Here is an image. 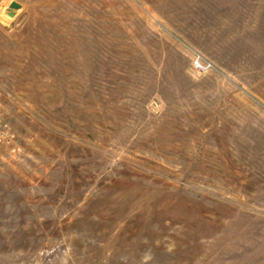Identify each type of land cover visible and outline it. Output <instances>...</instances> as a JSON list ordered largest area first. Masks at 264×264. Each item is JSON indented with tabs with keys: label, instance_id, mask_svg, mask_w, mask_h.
<instances>
[{
	"label": "rangeland",
	"instance_id": "374dc122",
	"mask_svg": "<svg viewBox=\"0 0 264 264\" xmlns=\"http://www.w3.org/2000/svg\"><path fill=\"white\" fill-rule=\"evenodd\" d=\"M0 264H264V0H0Z\"/></svg>",
	"mask_w": 264,
	"mask_h": 264
},
{
	"label": "trees",
	"instance_id": "16d2710c",
	"mask_svg": "<svg viewBox=\"0 0 264 264\" xmlns=\"http://www.w3.org/2000/svg\"><path fill=\"white\" fill-rule=\"evenodd\" d=\"M41 65H43V66H49L48 64H49V62H48V60H42V61H40L39 62ZM39 64V65H40ZM146 70V69H145ZM56 75V77L58 78V79H63V80H65V78H66V76H64V74L63 73H61V72H58L57 74H55ZM84 98L86 99V101H87V103L88 104H91V102H88V101H93V96H91V93H89V92H87V94L84 96Z\"/></svg>",
	"mask_w": 264,
	"mask_h": 264
},
{
	"label": "water",
	"instance_id": "95a60500",
	"mask_svg": "<svg viewBox=\"0 0 264 264\" xmlns=\"http://www.w3.org/2000/svg\"><path fill=\"white\" fill-rule=\"evenodd\" d=\"M20 7H21V5L19 3L12 1L8 6V10H7L6 14L9 17H14L16 10H18Z\"/></svg>",
	"mask_w": 264,
	"mask_h": 264
},
{
	"label": "built area",
	"instance_id": "2783aa9c",
	"mask_svg": "<svg viewBox=\"0 0 264 264\" xmlns=\"http://www.w3.org/2000/svg\"><path fill=\"white\" fill-rule=\"evenodd\" d=\"M194 67H195L196 69H202V68H203L202 64L199 63L198 58H197V60H196V62H195V64H194Z\"/></svg>",
	"mask_w": 264,
	"mask_h": 264
}]
</instances>
